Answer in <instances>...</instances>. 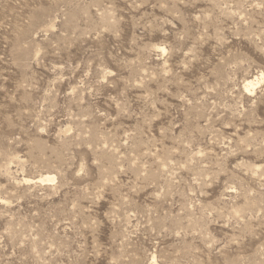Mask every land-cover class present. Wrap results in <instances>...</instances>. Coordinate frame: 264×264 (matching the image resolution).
<instances>
[{"label": "rangeland", "instance_id": "rangeland-1", "mask_svg": "<svg viewBox=\"0 0 264 264\" xmlns=\"http://www.w3.org/2000/svg\"><path fill=\"white\" fill-rule=\"evenodd\" d=\"M0 264H264V0H0Z\"/></svg>", "mask_w": 264, "mask_h": 264}, {"label": "bare ground", "instance_id": "bare-ground-1", "mask_svg": "<svg viewBox=\"0 0 264 264\" xmlns=\"http://www.w3.org/2000/svg\"><path fill=\"white\" fill-rule=\"evenodd\" d=\"M254 83V82H253ZM253 84H252V82H250V83H248L247 85H246V89L248 90V87H250V86H252ZM54 180V177H49V178H47V181H53Z\"/></svg>", "mask_w": 264, "mask_h": 264}]
</instances>
